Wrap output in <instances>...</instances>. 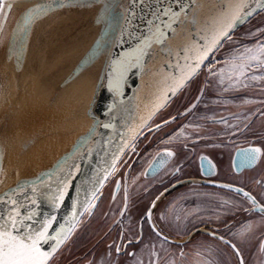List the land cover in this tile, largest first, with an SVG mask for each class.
<instances>
[{"label": "flooded vegetation", "instance_id": "af4514ba", "mask_svg": "<svg viewBox=\"0 0 264 264\" xmlns=\"http://www.w3.org/2000/svg\"><path fill=\"white\" fill-rule=\"evenodd\" d=\"M242 49L223 47L219 59L238 54L243 62H218L210 72L208 61L152 119L65 257L226 264L230 252L236 264H264V57L249 59ZM257 147L261 153L249 163L244 152ZM135 174L140 181L133 184Z\"/></svg>", "mask_w": 264, "mask_h": 264}, {"label": "water", "instance_id": "95a60500", "mask_svg": "<svg viewBox=\"0 0 264 264\" xmlns=\"http://www.w3.org/2000/svg\"><path fill=\"white\" fill-rule=\"evenodd\" d=\"M241 2L0 0L3 5L0 8V51L9 33L6 58H14L16 68L36 23L61 10L85 9L95 4L102 7L96 21L100 26L99 35L71 73L74 77L92 62L104 60L99 89L88 117L92 120L89 129L51 167L34 177L20 179L0 194V222L9 213H19L23 219L21 231L38 229L46 217L55 216L49 228V239L41 244L43 251L51 252L46 264L70 240L84 216L94 210L103 187L152 119L200 73L215 50L232 33L264 11V0H243L245 8L239 19L205 54L213 35L227 23ZM16 4L29 6L9 30L13 20L11 12ZM38 4H51L52 7L26 25V14ZM157 30L163 34L159 41ZM151 78L161 81V85L155 87L151 93V105L143 112L141 92L148 83L146 80ZM1 158L0 151V167ZM62 181L67 183V190L63 200L58 201L59 207H54L53 200L58 199ZM58 230L62 232V242L52 251L57 244L54 237ZM239 261L242 264L241 259Z\"/></svg>", "mask_w": 264, "mask_h": 264}, {"label": "bare ground", "instance_id": "6f19581e", "mask_svg": "<svg viewBox=\"0 0 264 264\" xmlns=\"http://www.w3.org/2000/svg\"><path fill=\"white\" fill-rule=\"evenodd\" d=\"M27 6H13L9 30ZM101 8L95 4L61 10L36 23L18 68L14 58H6L7 34L0 51V194L51 167L89 129L104 60L74 77L71 73L99 35ZM147 81L141 92L143 112L161 85L155 78Z\"/></svg>", "mask_w": 264, "mask_h": 264}, {"label": "snow or ice", "instance_id": "6c2138e0", "mask_svg": "<svg viewBox=\"0 0 264 264\" xmlns=\"http://www.w3.org/2000/svg\"><path fill=\"white\" fill-rule=\"evenodd\" d=\"M63 5H61L62 7ZM3 5L0 3V8ZM11 5H9V8ZM51 4H38L35 8L29 10V12L25 16L24 23L29 25L39 13L47 11L48 8H51ZM245 8V4L243 0L240 4L236 6V12L231 16V18L224 24L223 27L216 32L212 39L209 47L206 49L207 51L211 50V47H214L218 42L220 36H224L227 33V30L232 27V25L239 19L240 14L243 13ZM173 15H177L173 13ZM162 33L157 30L156 36L157 41H159L160 37H162ZM147 43V40H146ZM251 52V50H248ZM260 57H264V46H261L259 49ZM249 59H257V56L252 55ZM260 64H264V59H259ZM199 67V64L196 65ZM240 70V74L243 75V69L246 65L241 64L236 66ZM257 77H253L256 79ZM182 82V81H181ZM179 86V85H178ZM107 127V125H105ZM261 153L260 148H250L245 150L244 156L248 160L249 163L255 162V160L259 157ZM171 155V153H169ZM67 190V183L65 181L61 182V187L58 188V199L53 200V206L59 207L58 201H62L64 198V194ZM254 203V201H253ZM264 210V209H262ZM30 219V217H28ZM53 220H55V216L51 218L46 217L43 222H41L40 227L38 229H25L21 231V225L23 224V219L19 217V213H9L6 219L3 222H0V264H46L48 257L51 255V252H45L41 248V244L49 239V228L52 227ZM62 232L58 230L57 236L54 239L57 240L56 246L52 249V251L56 250V247H59V244L62 242L60 240V236ZM66 239L67 236L65 235Z\"/></svg>", "mask_w": 264, "mask_h": 264}, {"label": "rangeland", "instance_id": "374dc122", "mask_svg": "<svg viewBox=\"0 0 264 264\" xmlns=\"http://www.w3.org/2000/svg\"><path fill=\"white\" fill-rule=\"evenodd\" d=\"M227 47V46H233V47H242V51L244 53H248L247 55H242V56H250L255 55L257 56V54L259 55V49L261 48V46H264V11L257 14L255 17H253L250 21H248L244 26H242L241 28H239L238 30H236L234 33H232L227 40H225L222 45L221 48L218 49L212 56L211 59L209 60L210 66H208V71H212L211 66H213V64L215 63H241L243 61H241V59L243 57L239 56L238 54H234V56H232L231 59H224V61H222V59H219V57H223L221 52H222V48L223 47ZM248 50H251V52H249ZM226 56V55H224ZM208 63V64H209ZM205 67V66H204ZM203 67V69H204ZM206 70V69H205ZM202 72V71H201ZM204 72V70H203ZM204 74V73H203ZM200 75H197L196 77H199ZM140 181V177L137 176V174H135L134 177V182H139ZM107 204L105 203V206ZM83 223V221L80 223V225L76 228L75 232L73 233V236L70 238V240L64 245V247L57 253V255L51 260V262L49 264H97V262H91L85 260L84 261H78V262H74L70 259H68L67 257H65V251L67 250V248H69L74 242L77 241V237L79 236L81 230L83 229V225H81ZM81 226V227H80ZM79 230V231H78ZM197 240L201 239L200 237H196ZM93 241L89 242V245H92ZM109 257L106 256V258L102 259L100 261V263L98 264H114L112 261V258L110 257L109 260H107ZM206 261V260H205ZM204 260H201L198 258H196V260H194V262L192 264H198L200 262H202L203 264H205ZM208 262V261H206ZM119 264V263H116ZM165 264H174V263H165ZM182 264H191L190 261L182 263ZM226 264H236L235 260L233 259V256L230 252H228V258L226 261Z\"/></svg>", "mask_w": 264, "mask_h": 264}]
</instances>
